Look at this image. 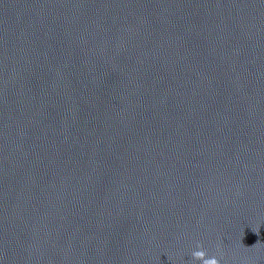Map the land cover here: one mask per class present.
Instances as JSON below:
<instances>
[{"label":"water","instance_id":"95a60500","mask_svg":"<svg viewBox=\"0 0 264 264\" xmlns=\"http://www.w3.org/2000/svg\"><path fill=\"white\" fill-rule=\"evenodd\" d=\"M197 244L264 264V0H0V264Z\"/></svg>","mask_w":264,"mask_h":264},{"label":"clouds","instance_id":"9594fccd","mask_svg":"<svg viewBox=\"0 0 264 264\" xmlns=\"http://www.w3.org/2000/svg\"><path fill=\"white\" fill-rule=\"evenodd\" d=\"M197 250L191 252V256L193 257V261H202V264H215L216 257L213 256L211 258H206L207 253L204 250H200L201 246L197 244ZM202 258V259H201Z\"/></svg>","mask_w":264,"mask_h":264}]
</instances>
